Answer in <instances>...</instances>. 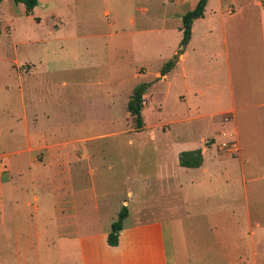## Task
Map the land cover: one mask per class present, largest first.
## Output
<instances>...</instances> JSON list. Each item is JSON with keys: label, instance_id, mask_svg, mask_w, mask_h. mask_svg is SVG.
Returning a JSON list of instances; mask_svg holds the SVG:
<instances>
[{"label": "rangeland", "instance_id": "obj_1", "mask_svg": "<svg viewBox=\"0 0 264 264\" xmlns=\"http://www.w3.org/2000/svg\"><path fill=\"white\" fill-rule=\"evenodd\" d=\"M197 2L41 0L26 16L23 4L0 0V264H58L60 168H48L50 189L29 183L27 192H18L29 197V207H15L11 200L10 163L19 153L13 149L23 144L26 131L29 137L43 136L50 155L70 160L64 176L71 194L77 193L67 199L72 206L92 204V192L99 200L108 195L113 216L123 199L131 202V193L136 205L127 224L167 210L166 217L190 225L258 223L264 230L259 153L253 151L254 166L237 165L235 179L205 185L199 197L186 190L200 172L180 170L174 162L177 150L210 135L204 120H192L194 113H187L182 94L188 96L189 90L179 72L160 77L179 46L181 17ZM145 83L150 86L142 97L144 125L136 132L127 104L133 90ZM193 87L201 90L202 84ZM110 91L112 99L106 94ZM28 154L38 161L44 158L40 151ZM79 157L82 162L75 164ZM154 197V210L141 208L154 204ZM225 233L232 235L231 228ZM258 264L264 259L259 257Z\"/></svg>", "mask_w": 264, "mask_h": 264}, {"label": "crops", "instance_id": "obj_2", "mask_svg": "<svg viewBox=\"0 0 264 264\" xmlns=\"http://www.w3.org/2000/svg\"><path fill=\"white\" fill-rule=\"evenodd\" d=\"M179 26L182 38V25ZM191 30L189 42L175 67L171 73L160 77L165 79L179 72L189 90L188 96L182 94L187 113L192 111L191 119L204 120L207 131L210 130V135L199 144L174 153L178 169L200 172V177L192 178L186 190L187 195L199 197L205 185L213 186L220 179L225 183L235 179L237 165L254 166L256 152L262 159L259 165H264V0H245L231 5H225L224 0H208L203 17L193 22ZM188 81L201 83L202 89L190 88ZM106 94L111 99L114 96L111 91ZM36 134L29 137L26 131L23 144L13 149L19 153L10 163L11 200L15 207H29V197H21L18 192H27L29 183L31 186L36 183L33 188L38 190L44 185L50 189L53 182H48L46 177L48 168H60L57 171L58 264H258L259 257L264 259L261 247L264 230L258 223L190 225L171 220L165 215L169 211L160 210L127 224L136 205L131 193L128 195L131 202L123 199L120 205L126 206L128 214L122 221L117 246H109L107 237L119 214L116 209L113 216L109 213V196L99 200L92 192L89 194L92 204H80V208L76 204L72 206L67 199L77 193L71 194L64 176L65 167H71L70 160L50 155L51 146L44 143L43 136ZM207 139H212L209 144ZM63 146L66 147V143ZM196 150L201 151L203 159L199 168L179 166L181 152ZM29 151L43 152L44 158L42 161L33 159ZM81 162L80 157L74 159L75 164ZM39 177L44 178L38 180ZM176 187L183 191L181 183ZM159 190L161 192V187ZM32 196L37 202L35 190ZM155 199H150L154 204L141 208L154 207V210ZM227 227L231 228L232 235L225 233ZM228 245H232L230 254L227 253Z\"/></svg>", "mask_w": 264, "mask_h": 264}, {"label": "trees", "instance_id": "obj_3", "mask_svg": "<svg viewBox=\"0 0 264 264\" xmlns=\"http://www.w3.org/2000/svg\"><path fill=\"white\" fill-rule=\"evenodd\" d=\"M15 4H23L25 7V15L30 16L33 9L38 5L37 0H12ZM208 0H198L195 8L187 12L181 18L182 21V38L180 40L178 50L173 57L168 60L160 70V76H165L171 71L179 60V57L184 53V49L189 42L193 22L203 17L205 5ZM150 84H140L134 90L127 104V111L133 117L134 131L140 132L143 129V119L141 110L143 107L142 97ZM202 155L200 150L181 152L178 156L179 166L184 168H199L202 165ZM127 208L123 206L118 214V219L112 223L111 231L107 237V244L111 247L117 246L118 234L122 228V221L127 217Z\"/></svg>", "mask_w": 264, "mask_h": 264}]
</instances>
